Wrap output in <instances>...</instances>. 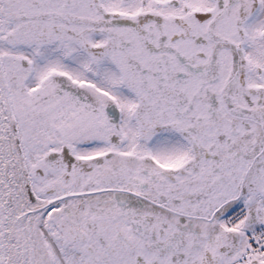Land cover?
<instances>
[{"label": "snow or ice", "instance_id": "obj_1", "mask_svg": "<svg viewBox=\"0 0 264 264\" xmlns=\"http://www.w3.org/2000/svg\"><path fill=\"white\" fill-rule=\"evenodd\" d=\"M0 264H264V0H0Z\"/></svg>", "mask_w": 264, "mask_h": 264}]
</instances>
